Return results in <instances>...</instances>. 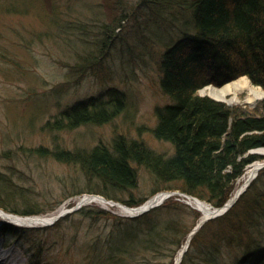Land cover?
<instances>
[{"label":"trees","instance_id":"trees-1","mask_svg":"<svg viewBox=\"0 0 264 264\" xmlns=\"http://www.w3.org/2000/svg\"><path fill=\"white\" fill-rule=\"evenodd\" d=\"M142 3L151 6L153 24L167 25L162 30L148 29L152 35L148 37L161 43L158 84L170 100L155 107L157 122L152 134L171 145V154L156 151L143 140L124 134L91 147L68 149L56 143L51 148L44 144L22 146L23 153L26 157L49 156L61 164L76 166L83 173L84 187H73L60 201L87 192L134 206L158 191L177 190L220 206L233 194L235 181L246 166L264 157L251 153L264 147V98L249 109L227 105L198 91L207 84L222 85L242 75L264 91V0ZM5 5L6 13L21 9L18 3L6 1ZM67 26L64 24L62 29ZM108 31L109 26H103L101 38L93 41L98 45V54L89 50L84 67L98 63L97 59L111 45L113 35ZM124 97L119 89L108 87L98 95L68 104L52 120H46L44 127L59 132L80 125H101L121 111ZM140 168L148 172L153 187L147 196L134 198ZM260 175L224 214L200 227L180 264H264V182ZM23 190L10 175L0 173V208L19 214L47 211L19 209L12 204L17 199L26 201ZM117 193H126L129 198H115ZM83 212L94 220L107 214L104 209L79 208L50 226L3 223L0 234L30 244L33 254L29 264H42L37 260L41 235ZM198 215L172 196L138 216L116 217L104 244L96 238L85 245L89 254L82 264H173ZM229 249L234 251L232 256L226 254Z\"/></svg>","mask_w":264,"mask_h":264},{"label":"rangeland","instance_id":"rangeland-1","mask_svg":"<svg viewBox=\"0 0 264 264\" xmlns=\"http://www.w3.org/2000/svg\"><path fill=\"white\" fill-rule=\"evenodd\" d=\"M6 1L18 3L21 9L3 12ZM0 3V173L10 175L27 196L26 201L17 199L12 204L19 209L47 210L42 215L50 216L69 203L74 204L84 194L60 201L73 187H84L83 173L78 167L61 164L49 156L26 157L22 146L44 144L51 148L56 143L68 149L91 147L99 142L108 143L116 134H124L143 140L156 151L171 154V145L152 134L157 122L155 107L170 100L158 84L161 43L148 37H152L148 29L162 30L167 25L166 22L160 26L153 24L151 6L143 5L142 0H0ZM66 23L68 26L62 29ZM105 25L113 35L111 45L97 59L98 63L84 67L88 51L97 53L98 45L93 41L101 38ZM242 77L260 88L242 75L222 85L207 84L198 93L230 106L251 109L264 96L249 102L247 89L240 87L232 88L226 99L209 92L210 86L221 88ZM108 87L119 89L125 96L121 111L109 121L59 132L44 127L46 120H52L68 104L98 95ZM232 95H236V100L230 102L228 98ZM251 153L264 156V147ZM258 160L264 161V157L254 161ZM246 170L247 166L235 181V189L241 186ZM263 171L264 167L252 181L261 174L264 182ZM152 187L148 172L140 168L134 198L147 196ZM117 196L129 198L126 193ZM179 196L176 199L190 202L189 207L197 211L191 199ZM80 208L104 209L107 214L94 220L86 212L78 213L42 234L43 242L37 254L42 264H82L86 253L89 254L85 245L96 238L104 244L116 217H128L120 205L101 201H89ZM6 221L0 216V228ZM196 222L193 221V226ZM233 252L229 249L226 254L232 256ZM0 253L6 257L3 264H29L33 249L23 240L0 234Z\"/></svg>","mask_w":264,"mask_h":264},{"label":"bare ground","instance_id":"bare-ground-1","mask_svg":"<svg viewBox=\"0 0 264 264\" xmlns=\"http://www.w3.org/2000/svg\"><path fill=\"white\" fill-rule=\"evenodd\" d=\"M235 87H240L239 89H247L248 91V97L247 100L249 102H255L259 98L264 96V91L260 88L254 87L247 78L242 77L241 79H238L237 81H233L230 83L225 84L221 88L209 87V92L212 96L220 99H226V96L228 92ZM236 100V95H232L230 98H228V101L233 102ZM263 149H261L262 151ZM264 164V161H254L251 164L247 165V170L244 173L243 176V182L240 187L244 185L247 181H250L253 179V177L256 175V173L260 170L261 166ZM94 201H102L100 198H94ZM90 197H84L81 201V203L93 201ZM191 202L194 204V206L197 208V210L201 213V215L208 216L210 213L209 205L206 204L204 201L199 199L191 198ZM132 212L138 211V208L135 210H131ZM0 216L6 220L21 223V224H41L44 222H47L50 220V216H35V217H23L16 214H5L2 211H0ZM182 249L179 250V253L176 256V261L180 257V252ZM5 254L2 255L0 253V264H3L5 259Z\"/></svg>","mask_w":264,"mask_h":264},{"label":"water","instance_id":"water-1","mask_svg":"<svg viewBox=\"0 0 264 264\" xmlns=\"http://www.w3.org/2000/svg\"><path fill=\"white\" fill-rule=\"evenodd\" d=\"M262 166H264V164ZM248 184H249V181H247L245 183V185L241 189L237 190L236 193L234 194V196L231 198V200L228 201V202H226L223 206H220V207H211L209 216L206 217V218H204V219H201L196 224V226L189 232V234L187 236V240H186V244H185L184 249L188 245V242H189V239L191 237V234H193L195 231H197V229L202 225V223L205 220H207L208 218H210L212 216L219 215L222 212H224L226 209H228L236 201V199L238 198V196L245 190V188L247 187ZM168 194L169 193H162V192L157 193L152 198H150L149 200H147L146 201V204L144 206L139 207L138 213H141V212H143V211H145V210H147V209H149V208H151V207H153L155 205H158L159 203H161L165 199L166 196H168ZM80 204L81 203H77L74 207L60 210L57 214L53 215L48 222L43 223V225H45V224H52L56 219H58L63 214H65L67 212H70V211L75 210L76 208H78L80 206ZM124 208L126 209V207H124ZM128 209H135V208L134 207H131V208L129 207ZM184 249L180 253L181 255L178 258L177 263L181 260V256H182V253H183Z\"/></svg>","mask_w":264,"mask_h":264}]
</instances>
